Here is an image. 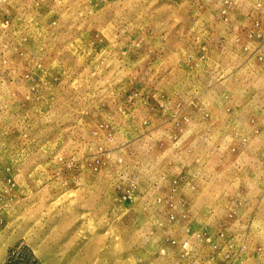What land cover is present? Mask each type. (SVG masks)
<instances>
[{"label": "rangeland", "instance_id": "1", "mask_svg": "<svg viewBox=\"0 0 264 264\" xmlns=\"http://www.w3.org/2000/svg\"><path fill=\"white\" fill-rule=\"evenodd\" d=\"M0 264H264V0H0Z\"/></svg>", "mask_w": 264, "mask_h": 264}]
</instances>
